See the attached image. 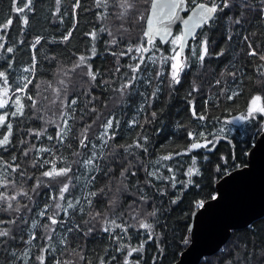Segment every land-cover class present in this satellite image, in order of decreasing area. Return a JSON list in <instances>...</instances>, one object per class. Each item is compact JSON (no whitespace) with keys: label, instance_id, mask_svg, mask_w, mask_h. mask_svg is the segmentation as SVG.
I'll return each mask as SVG.
<instances>
[{"label":"trees","instance_id":"trees-1","mask_svg":"<svg viewBox=\"0 0 264 264\" xmlns=\"http://www.w3.org/2000/svg\"><path fill=\"white\" fill-rule=\"evenodd\" d=\"M25 2L0 0V28L12 21L7 29L0 31V36L5 37L4 48L0 49V71H5L8 76L10 95L15 93L24 105L22 116H11V111L15 110L11 100L8 108L0 110V114L9 113L12 123V143L7 150L0 148V184L9 182L7 188L0 187V193L14 195L23 190L32 199L17 195L20 213L3 211L0 204V220L19 217L14 224L0 225V228L10 230V237H0V264H41L40 256L44 257V264H55L56 261L61 264H100L101 258L105 264H125L129 248L141 243L143 252L127 257L131 264L178 263L191 244V228L199 210L194 208V202L212 200L211 196L216 195V184L226 176L223 174L225 169L232 173L247 166L248 153L264 132V117L261 116L237 124L221 122L244 112L252 96L264 97V76L258 72L264 61L258 55L248 54L249 43L258 54L264 53L261 0H249L254 9H244L239 25L229 23L224 13L218 14L220 18L212 27L205 25L189 43L184 55L188 67L181 74V83L174 87H169L171 62L162 63V57L172 54L171 44L163 46L155 40L154 46L149 45L150 50L143 54L133 51L120 55L127 53L129 46L135 49L145 40L152 0H129L132 8L128 11L120 7L121 0H100L102 6H97V0H79L80 6L75 9L76 0H61L59 5L56 0H32L31 11L25 9L18 13L15 9ZM188 8H192L190 0ZM121 13H124L122 19ZM230 15L235 20L240 11L234 10ZM22 17L27 18V25ZM69 32L71 36L64 41L63 37ZM92 32L96 33L95 40L90 35ZM180 33L178 28L175 35ZM37 38H40L39 44H35ZM205 38L208 55L201 62L200 44ZM113 40L117 41L115 45L111 43ZM8 47L13 49L11 53L6 51ZM93 47L95 55L92 54ZM221 50L222 56L218 55ZM141 55L144 63L135 74L138 78L122 97L116 89L133 76L130 66L137 64L133 57ZM80 56L86 57L94 72H99L96 81H90L85 66L73 70ZM33 57L34 73L25 72V68L32 67ZM158 72L162 75L157 79ZM231 72H236V76H231ZM24 77L31 83L25 92H16V88L24 86ZM157 86L160 91L149 106L146 98L151 97ZM233 91H239L240 95L229 100L227 97ZM73 99L76 100L72 106L75 111L68 120L71 131L61 145L55 139L57 125L63 124L62 112L72 113V108L64 107V103ZM193 105L197 113H206V120L193 117ZM154 111L157 113L155 119L151 116ZM113 115V129L109 134L114 130L115 139L100 147L102 141L98 137L104 133L103 124ZM86 125H90L88 140L97 145L96 149L91 143L87 148L79 147L80 133ZM220 129H223L222 133ZM34 132L44 134L37 137L32 134ZM5 133L6 130L0 128V136ZM189 133H203L209 140L213 139L209 133L224 138L219 139L211 152L201 148L176 155L193 143ZM48 136L53 139H47ZM145 136L147 140L139 142L143 143L146 152L144 148L136 147L125 151L126 146L134 145L138 137ZM41 147L51 148L57 157H65L72 167L70 191L65 193V201L61 203L66 207L67 201L71 200L74 208L69 209L67 215L63 210L59 211L57 219L63 223L53 226L56 231L51 233V241L47 240L49 233L43 225L49 223L48 216L56 210L49 207L43 217L39 213L45 205L56 203L50 197L57 194L67 178L49 181L41 173L50 165L41 167L37 163L33 167V161L38 157L53 158L48 152L38 153L36 149ZM26 150H29L27 156L23 155ZM93 151L98 157L102 156L96 161L97 170L86 168L82 163ZM74 152L80 155H73ZM166 155L173 158L162 160L161 157ZM13 156L15 164L20 165L16 172H11L5 163H12ZM193 157L200 175L193 176L194 183L185 186L182 182L188 180L186 172L192 166ZM222 157L227 159V164ZM56 164L58 168L66 166L60 160ZM125 168L128 171L121 177ZM150 172L156 175H149ZM173 176L175 187L172 186ZM37 180L42 183L33 193ZM117 189L121 191L117 192ZM90 192H96V195L91 197L89 206L85 197ZM114 195L118 196L115 207L110 203ZM174 199L175 203L172 202ZM154 210L156 215H149ZM97 212L100 213L98 217ZM105 218L130 226L127 232L120 228L104 232ZM141 219L153 225L151 239L145 229L139 228ZM25 220L27 223H23ZM34 221L36 227L32 228ZM89 228L93 231L85 235ZM32 234L36 238L28 243ZM186 239L187 244L184 243ZM65 240L66 243H62ZM122 244L126 247L121 248ZM45 248L48 250L43 251ZM200 264H264V217L248 227L232 231L226 245L215 255L205 257Z\"/></svg>","mask_w":264,"mask_h":264},{"label":"snow or ice","instance_id":"snow-or-ice-1","mask_svg":"<svg viewBox=\"0 0 264 264\" xmlns=\"http://www.w3.org/2000/svg\"><path fill=\"white\" fill-rule=\"evenodd\" d=\"M192 4V8H188L187 5L189 3V0H152V3L150 4V7L148 9L149 11V17L147 19V30L144 33L145 40L142 41L140 44H138L135 49H133L131 46L128 47L127 53L121 52L120 55H125L129 54L133 51L139 52L143 54L144 52L149 51V45L154 46L155 38L159 36L161 38V41L163 43H169L171 44L172 47V54L167 57H162V63H168L171 62L170 64V80H169V87H174L175 85H178L181 83V74L185 70V68L188 67L187 60L186 58L182 55L184 52V48L187 46V38L188 37H193V34L197 28H202L203 26L207 25L208 27H212L213 24L215 23L216 19L220 18L218 16L219 13H224V15L227 17L229 23H234V24H241L242 18L244 16V9L247 8H253L254 5H252L249 0H190ZM31 3L32 0H26V2L20 6L17 7L15 10L19 12H24L25 9L28 11H31ZM57 5L61 3V0H56ZM79 5V0H76V3L73 5L74 9L78 8ZM97 6H102L100 4V0H97ZM120 7L124 8L125 11H128L132 8V4L129 2V0H121L120 2ZM229 10L228 12H225V10ZM239 10L240 15L233 20L232 16L230 13L234 10ZM183 11H190L191 15L187 19H183L180 16V12ZM260 14L262 17H264V0H261V8H260ZM124 16V13L120 14V18L122 19ZM143 19V17H140ZM23 23L27 25L28 20L26 17H22ZM179 21L182 23L184 26V30L178 34V35H172L171 31V25L174 22ZM12 23L11 20L7 21V23L3 24L2 28H0V31H3L9 27V25ZM103 31V29H101ZM111 34V33H110ZM91 37L93 40L96 39V33L92 32L90 33ZM71 36V32H69L67 35L63 37L64 41H67L69 37ZM170 37V39H169ZM231 35L228 36V39L231 40ZM5 37L0 36V49L4 48V41ZM245 40L248 39L247 36L244 37ZM40 43V38H37L35 41V44ZM113 45L117 43L116 40H113L111 42ZM35 46V45H34ZM33 46V47H34ZM249 55L251 56H257L258 58L262 61H264V53L258 54V52L252 48L251 43H249ZM201 48V55L199 57L200 61L203 62L205 56L208 55V40L207 38L203 39L200 44ZM7 52L11 53L13 49L11 47H8L6 49ZM92 54L95 55V47L92 49ZM224 52L221 50L218 55H223ZM134 59L137 60V64L135 66H130L131 71L133 72V76L129 78V80L125 83H122L121 86L116 89L121 96H125L127 94V90L132 88L133 83L136 81L138 78L135 74L140 71V65L144 63V57L143 55L139 57H133ZM34 63L31 68H25V72H33L35 71V57H33ZM153 63H156L155 60L152 61ZM85 66L87 67V72L86 75L90 78V81L94 82L96 81L97 76L99 75V72H94L92 70V67L90 64H87L86 57L80 56L78 62L74 65L73 70L75 68ZM116 71H119V68L116 69ZM258 72L260 75L264 76V65H260L258 68ZM231 76L235 77L236 72H231L229 73ZM162 75L161 72L157 73V79L159 76ZM24 86L23 87H18L16 88V92H25L27 89V85L31 83V80L28 77H24ZM151 81H149L150 83ZM63 83V81H62ZM162 83V82H161ZM217 84L220 83L219 80L216 81ZM58 91V90H57ZM160 91L159 86H157L156 90L151 94L150 98H146V101L149 102L150 106V101L151 99H155L157 96V93ZM11 93V88L9 87V81H8V76L5 71H0V109H5L9 107V101H12V107L15 109L14 111H11V116L15 117L17 115H23V109L24 105L21 103V99L19 96H15V93ZM240 95L239 91H233L228 95L229 100H234L237 96ZM13 96H15V99L13 100ZM29 99H33L31 96L28 97ZM191 104V102H189ZM76 104V100L73 99L70 103L65 102L64 107L66 108H72L73 105ZM34 106V103H33ZM95 111V109H92ZM143 110V106H141V111ZM75 109L72 108V113L69 112H62L60 119L63 121L62 125H57L58 131L56 134L55 139L63 145L64 140L67 138L69 132L71 131V127L68 124V120L72 119V114L74 113ZM192 115L198 120L204 121L207 119L206 113H197L195 110V106L193 105L191 108ZM157 113L154 111L151 113V116L153 119H155ZM229 115L231 116V112H229ZM258 116L264 117V97L261 95H254L250 98L248 105L246 107V110L244 112H240L238 115L231 116L230 119L221 121L222 123L226 124H233V123H243V122H248L251 120L256 119ZM115 119V116L109 117L105 123L103 124L104 128V133L99 136L98 138L101 139L102 145L100 147H104L107 145L109 140H114L115 139V131H111V134H109V130L113 129V120ZM133 124L136 123V121L132 122ZM119 126V121L116 120V127ZM90 125H86L82 132L80 133V148H87L91 141L88 140L87 132L88 128ZM0 128H4L6 130V133L0 136V148L7 150L8 145L12 143L10 137L12 136V123L9 121V113L5 112L3 114H0ZM221 133L223 132V129L219 130ZM33 135H36L37 137L43 135V132H34L32 133ZM213 137V139L209 140L206 136H204L203 133L193 135L192 133H189V136L193 140V143L190 145L189 148L184 150L183 152L176 153V155H185L188 152H191L196 149H201L204 148L207 151L211 152L215 149L216 143L219 141V139L224 138L223 136H217L215 133H209ZM47 139L52 140V136H48ZM140 140H147V137H138L137 142L134 145H128L125 147V151H128V149L132 147L136 148H144L143 143H140ZM34 147V146H33ZM91 147L93 149L97 148V145L94 143H91ZM31 150V149H29ZM24 151L23 155L27 156L28 151ZM38 153L42 152H48L50 155L53 157L52 159H46V158H37L36 160L33 161V167H36L37 163L40 164L41 167L44 165H50L48 170H45L44 172L41 173L42 177L47 178L49 181H55L59 177H66L67 180L62 184V186L58 189V192L56 195L51 196L50 198L56 203L54 205H45L44 210L39 213L41 217L45 216L47 213V210L49 207H53L56 211L53 212L52 215L48 216V221L49 223L47 225H43L45 230L49 233L47 236V240L51 241L52 240V235L51 233L56 231V228L53 227L54 225H57L58 223H63V221H58L57 217L59 215V211L63 210L65 215H67L69 209H73L74 205L71 200L67 201V206L65 207L64 204L61 203V201H65V193H68L70 191V186L72 184V177L69 176V173L72 172V167L71 164L67 162L66 158L63 156L57 157L54 152H52L51 148H38L36 149ZM144 151L146 152L147 149L144 148ZM73 155H80L79 152H74ZM102 158V156L98 157L96 151H93L91 153V156H89L87 159L83 160V165L86 168H91L93 170H97L99 168V165L96 163L98 159ZM172 155H166L161 157L162 160H170L172 159ZM207 157H205L206 159ZM225 164H227V159L223 158ZM60 160L62 164H65L66 166L64 167H57L56 161ZM12 163H6V167L11 171V172H16L17 169L20 168L19 164H15V156L12 157ZM217 172L220 171L219 166L217 167ZM128 169L125 168L121 172V177L124 176V173L127 172ZM169 171H171V168H169ZM25 173L22 171L21 176H23ZM133 175L135 174L134 172L132 173ZM224 175L230 174L228 169H225ZM149 175H156L155 172H150ZM186 175L188 177V180L182 183H185V186L193 184L194 181L191 179L193 176L200 175L199 169L196 167V158H192V166L187 169ZM92 179H95V176L92 177ZM172 179V186L175 187L176 181L175 177H171ZM8 181H4L2 184H0V187H8ZM14 184L15 182L12 181ZM42 181L37 180L36 185L33 187L32 192L35 193L36 189L40 186ZM47 186V185H46ZM101 191H103L101 189ZM117 192L121 191V189H117ZM17 195H23L27 199L31 200L32 196L27 192L21 190L19 193L14 194V195H8L6 192L0 193V204L3 205L2 210L6 212H16L20 213L21 212V205L20 202L17 201ZM96 195V192H90L87 197H85L86 202L91 205V197H94ZM143 199V198H142ZM178 199V197H177ZM212 200L218 199L217 195H212L211 196ZM13 201H16L15 205L13 204ZM173 203L176 202L174 199L172 201ZM77 204L80 202L77 200ZM111 205L115 207L118 204V196H113V198L110 201ZM25 208L28 206L25 204ZM194 208L195 209H204L205 208V200L201 199L198 201L194 202ZM31 211V209H29ZM80 211H83L81 208ZM151 216L156 215V211H152L149 213ZM96 216H100V213L97 212ZM19 217L17 216L16 219ZM95 218V217H94ZM16 219H8V220H0V225L2 224H14L16 222ZM133 219L135 220L136 217L133 216ZM86 222V221H85ZM23 223H27V221H23ZM139 223V228L145 229L149 235V239L152 237V231H153V225L151 223L145 222V220L141 219L138 221ZM130 225H125V224H117L115 219H107L105 218L103 223H102V230L104 232H111L115 228H120L123 232H127V228ZM32 228L36 227V222H32L31 224ZM79 228V225L76 226ZM72 229H69L71 231ZM93 231L92 228L87 229V232H85V235L91 233ZM0 237H10V230L6 228H0ZM35 235L32 234L31 239L28 241V243H31L32 239H35ZM62 243H66L65 241H62ZM185 244L189 243V241L186 239L184 241ZM50 246V245H49ZM126 247L125 245H121V248ZM144 245L141 243L138 247H130L128 252H127V257L132 256L133 253L136 252H143ZM48 249L45 248L43 251H47ZM125 259V264H131V262L127 259ZM40 259L41 264H44V257L40 256L38 257ZM81 259H84L83 256H81ZM55 264H61L60 261H56ZM66 264V262H65ZM100 264H105L103 258L100 259ZM139 264V262H137Z\"/></svg>","mask_w":264,"mask_h":264},{"label":"water","instance_id":"water-1","mask_svg":"<svg viewBox=\"0 0 264 264\" xmlns=\"http://www.w3.org/2000/svg\"><path fill=\"white\" fill-rule=\"evenodd\" d=\"M179 14L187 19L191 12L183 11ZM178 28L181 32L184 30L179 21L171 25L173 36ZM203 28H197L193 37L187 38L183 56L189 43ZM155 40L163 46L169 44L163 43L159 36ZM216 194L218 199L206 202L204 209L196 211L191 244L176 264H200L205 257L215 255L226 245L232 231L248 227L264 217V132L248 153V165L223 177L216 184Z\"/></svg>","mask_w":264,"mask_h":264},{"label":"bare ground","instance_id":"bare-ground-1","mask_svg":"<svg viewBox=\"0 0 264 264\" xmlns=\"http://www.w3.org/2000/svg\"><path fill=\"white\" fill-rule=\"evenodd\" d=\"M239 169H241V168H239ZM238 170V169H237ZM229 175V174H228ZM191 234H193V227H192V230H191ZM191 240H192V236H191Z\"/></svg>","mask_w":264,"mask_h":264},{"label":"rangeland","instance_id":"rangeland-1","mask_svg":"<svg viewBox=\"0 0 264 264\" xmlns=\"http://www.w3.org/2000/svg\"><path fill=\"white\" fill-rule=\"evenodd\" d=\"M177 35V34H176ZM1 110V109H0ZM237 124V123H236ZM217 195V194H216Z\"/></svg>","mask_w":264,"mask_h":264}]
</instances>
